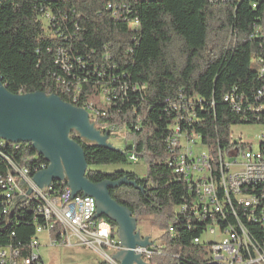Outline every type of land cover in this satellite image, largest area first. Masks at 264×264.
I'll return each mask as SVG.
<instances>
[{"label":"trees","instance_id":"trees-1","mask_svg":"<svg viewBox=\"0 0 264 264\" xmlns=\"http://www.w3.org/2000/svg\"><path fill=\"white\" fill-rule=\"evenodd\" d=\"M0 78L13 95L44 93L91 107L95 127L124 140L125 148L108 150L72 132L87 179L136 183L109 193L136 219L153 217L161 249L148 258L151 264H208L206 247L194 243L206 229L191 214L199 204L195 184L170 165L169 141L177 128L197 137L219 182L218 156L237 145L233 128L264 127V0H0ZM102 96L107 105L97 109L93 102ZM140 159L144 178L95 170ZM13 165L27 167L32 177L49 166L31 144L0 139V180ZM66 186L54 182L53 192ZM41 204L10 205L0 186V250L33 255L37 227L45 224L37 213ZM104 219L115 239L117 225ZM61 229L56 224L51 232L56 243Z\"/></svg>","mask_w":264,"mask_h":264},{"label":"built area","instance_id":"built-area-1","mask_svg":"<svg viewBox=\"0 0 264 264\" xmlns=\"http://www.w3.org/2000/svg\"><path fill=\"white\" fill-rule=\"evenodd\" d=\"M86 111L90 112L91 107ZM198 143L197 137L180 135L178 128L169 141L173 154L170 165L176 174L195 184L199 204L192 207L191 214L206 224L203 236L208 235V239L203 240L202 236L194 243L206 247L208 264H264V131L258 137L257 152L253 151L252 144L243 142L242 138L237 141L234 138L237 145L231 150H236V154L229 155V150L224 157L218 156L221 169L219 182L212 178L209 153L194 152V146ZM227 157L234 161H228ZM132 161L136 159L132 157ZM12 167L13 173L0 180L8 204H13L14 199L20 196L26 198L22 202H42L37 213L44 218L45 224L37 227V234L47 233L50 236L56 224L62 228V241L56 243L52 240L53 246L88 247L111 263L114 261L103 250H125L113 238L114 230L109 227V222L93 218L97 214L94 198L78 195L71 199L72 191L67 181L61 182L67 186L58 194L53 192V184L44 192L35 185L27 167ZM23 181L28 186L24 189L20 186ZM29 188L33 190L26 194ZM186 211L187 208H182L180 212ZM230 217L233 219L231 223L228 222ZM170 232L173 234L174 230L170 229ZM38 246L39 241L33 239V255L30 258H21L18 252L11 249L0 250V264H31L38 257ZM151 248L155 251L161 249L154 244ZM155 251L143 247L134 249L143 258H149Z\"/></svg>","mask_w":264,"mask_h":264},{"label":"water","instance_id":"water-1","mask_svg":"<svg viewBox=\"0 0 264 264\" xmlns=\"http://www.w3.org/2000/svg\"><path fill=\"white\" fill-rule=\"evenodd\" d=\"M96 146L108 150L113 148L109 134L103 135L91 122V116L85 109L63 102L57 96L44 93L26 95L10 94L0 78V139L11 144H31L48 162L46 170L33 177L35 185L44 192L54 182L67 181L72 191L71 199L82 193L96 200V219L107 218L117 225V238L125 250L117 251L112 257L120 264H145L141 254L134 252L136 247L148 248L154 252L148 238L143 239L138 232L137 219L126 207L110 197L109 189L122 184L136 186L134 182L123 180L118 183L90 182L86 173L88 165L84 151L72 138L71 133ZM21 188L28 187L24 181ZM33 189L28 190L29 194ZM83 196V197H84ZM26 198L20 196L14 203Z\"/></svg>","mask_w":264,"mask_h":264},{"label":"rangeland","instance_id":"rangeland-1","mask_svg":"<svg viewBox=\"0 0 264 264\" xmlns=\"http://www.w3.org/2000/svg\"><path fill=\"white\" fill-rule=\"evenodd\" d=\"M254 67V66H253ZM95 108L101 109L104 105H107V100L104 96H102L99 100L93 102ZM91 116V113H90ZM93 123V121H91ZM94 124V123H93ZM264 131V127L259 125L249 126V125H239L233 128V137L236 139L242 138L243 142L248 144H252L253 151L257 152L259 150L258 147V137ZM89 143V142H87ZM108 144H110L113 148L123 150L125 148V141L122 139H109ZM247 149H244V151ZM194 152L196 154L208 153V149L200 145V143L194 146ZM236 154V150H231L229 155L233 156ZM243 155L240 154V157ZM228 161H234V159L228 158ZM95 170L102 171L105 173H113L115 171H128L135 173L139 178H144L147 173V168L145 164V160L140 159L136 163L130 162L125 166H99L95 167ZM177 211V210H176ZM134 217V216H133ZM135 218V217H134ZM153 217H139L137 218V227L140 232L144 236H150L152 241L159 244V238L161 236V232L152 224ZM218 236V235H217ZM216 236V237H217ZM208 235L203 236V240H207ZM117 240V237H115ZM38 240L40 246L36 249V253L43 256V260L45 264H104L107 260L102 257V255L97 254L93 251V249L88 247L81 246H73L69 247L68 245H55L58 247H54L50 242H52L51 237L47 233L38 234ZM76 242V241H75ZM155 245V244H154ZM65 247V248H64ZM68 248V249H67ZM105 253L112 255V251L110 248L105 249ZM60 254L57 260L54 259L55 255ZM145 264H151L148 258H143Z\"/></svg>","mask_w":264,"mask_h":264},{"label":"crops","instance_id":"crops-1","mask_svg":"<svg viewBox=\"0 0 264 264\" xmlns=\"http://www.w3.org/2000/svg\"><path fill=\"white\" fill-rule=\"evenodd\" d=\"M138 232L140 233V235H141V237L143 238V239H146V238H148V241L150 242V243H152V244H155V245H158L157 243H155V241H152V239H151V237L150 236H144L143 234H142V232H140L139 230H138ZM118 240V239H117ZM51 244H52V242H50ZM39 246H40V244H39ZM59 246V245H58ZM58 246H54V247H58ZM61 246V245H60ZM65 248V247H64ZM68 249V248H67ZM93 251L94 252H96L97 254H99L96 250H94L93 249ZM104 251V253H105V251L106 250H103ZM106 255H108V257L113 261V258L112 257H114L116 254H117V251H115V250H113L112 251V255H109L108 253H105ZM99 255H101V254H99ZM38 256H40L41 258H42V260H43V256L42 255H39L38 254ZM58 257H60V254H56L55 255V257H54V259L55 260H57L58 259ZM102 257H104V256H102ZM105 258V257H104ZM114 264H120L119 262H116V261H114L113 262ZM113 263H111V262H109V261H107V262H105L104 264H113ZM43 264H45V262H44V260H43Z\"/></svg>","mask_w":264,"mask_h":264},{"label":"bare ground","instance_id":"bare-ground-1","mask_svg":"<svg viewBox=\"0 0 264 264\" xmlns=\"http://www.w3.org/2000/svg\"><path fill=\"white\" fill-rule=\"evenodd\" d=\"M109 227H111L112 228V230H113V227H112V225L109 223Z\"/></svg>","mask_w":264,"mask_h":264},{"label":"flooded vegetation","instance_id":"flooded-vegetation-1","mask_svg":"<svg viewBox=\"0 0 264 264\" xmlns=\"http://www.w3.org/2000/svg\"><path fill=\"white\" fill-rule=\"evenodd\" d=\"M116 231H117V227H116Z\"/></svg>","mask_w":264,"mask_h":264}]
</instances>
